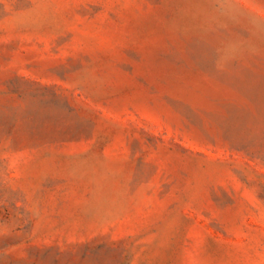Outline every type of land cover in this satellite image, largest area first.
Instances as JSON below:
<instances>
[{
    "label": "rangeland",
    "instance_id": "1",
    "mask_svg": "<svg viewBox=\"0 0 264 264\" xmlns=\"http://www.w3.org/2000/svg\"><path fill=\"white\" fill-rule=\"evenodd\" d=\"M0 264H264V0H0Z\"/></svg>",
    "mask_w": 264,
    "mask_h": 264
}]
</instances>
